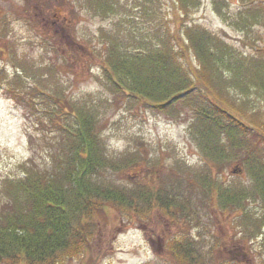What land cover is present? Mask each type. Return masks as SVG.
I'll return each mask as SVG.
<instances>
[{
  "label": "rangeland",
  "instance_id": "rangeland-1",
  "mask_svg": "<svg viewBox=\"0 0 264 264\" xmlns=\"http://www.w3.org/2000/svg\"><path fill=\"white\" fill-rule=\"evenodd\" d=\"M85 197L105 213L57 264H264V0H0V264L56 258Z\"/></svg>",
  "mask_w": 264,
  "mask_h": 264
},
{
  "label": "trees",
  "instance_id": "trees-1",
  "mask_svg": "<svg viewBox=\"0 0 264 264\" xmlns=\"http://www.w3.org/2000/svg\"><path fill=\"white\" fill-rule=\"evenodd\" d=\"M51 29L53 30V28L45 27L43 32L48 35V34H50L48 31H50ZM188 31H189V33H191L189 28L186 29V35L189 38L190 34L188 33ZM53 33L54 34L57 33V30L54 29ZM171 55H172V53H171ZM201 75L202 74H200V76ZM196 76H197V74H196ZM200 76H198V77H200ZM140 83H141V87L144 88V94H146L147 96L158 97V94L156 93V91L160 87V85L157 84V83H159V80L155 79L152 76L150 77L148 75V77L144 79V82H140ZM193 83L194 82H191V80H190L184 84L185 86H178V84L177 85L172 84V85L168 86V87H175V89L173 91H171V94L169 96H166L169 98L164 97L163 98V99H165L164 101L158 100L160 102L156 105H158L159 107H161V106L166 107L169 103L168 100H170L172 98L177 99V97H183V95H186L189 92V89L191 87H193V85H192ZM15 95L18 96L19 93L14 92L13 96L15 97ZM147 96H144V100H146L148 98ZM213 104H214V106H213L212 111L214 112L215 115H218L219 113H217V112H220V114H224L225 117L228 116L232 121L238 122V125L241 126L242 128L245 126L244 123L239 121L233 115L229 114V112L226 113L225 110L220 109L221 108L220 106L216 105L215 103H213ZM212 119H214V118H212ZM89 143L90 142L88 139V142H86L85 145H82L84 147L82 148L83 152H81V153H84V154L87 153V151H88L87 144H89ZM85 198H86L85 208L82 211H80L81 217L76 224L69 223V218L67 216L68 214H63V219H65L67 222L66 231L68 230L71 233L69 234L70 236H69L68 241L64 244L62 243L59 246V250L57 252H55L56 258L58 257V261L54 257L53 251L52 252H46V253L42 254L41 251L38 252V249H34L31 245H29V241L27 239H24V238H21V240L16 241V247H15L16 252H15V254H13V257L14 258L17 257L18 259H22L25 261L27 260L28 261V262L26 261L27 264L28 263L29 264H54V262H55V264H57V263H59L60 260H63L65 257L72 259L75 256L78 257V256H81L83 253H85L88 250L89 240L93 234L94 214L99 213L100 215H102L105 213V210H104L105 206L101 202L99 203L98 202L99 200L88 199V197H85ZM96 198H98V197L96 196ZM56 203L61 205L60 200H58ZM50 205H51V203L49 200H46V199L43 200V202H42V215L43 216L42 217L38 216V221L40 223H46L48 221L49 217H48L47 208H49ZM60 205H58L59 209L62 208ZM51 206H53V205H51ZM60 222H61L60 220H57L55 225H53V224L50 225V224L46 223V227L45 226L42 227L44 229L41 233H43L44 235L51 236L52 239H55L57 237L58 233L61 232V230H62L61 225H59ZM12 229H13L12 232L17 234L15 232V228H12ZM25 233L23 232V234H22L20 232V235L24 236V237H26V236L30 237V235L36 233V228L28 229V231L27 232L25 231ZM24 240H26L28 242L26 243V241H24ZM175 246L177 247L178 245L173 244L170 247H171L172 251H176L177 253H179L177 250L174 249ZM179 246H181V245H179ZM181 249H183V247H181ZM183 252H186L185 255H183V256L187 257L186 254L188 252L184 249L179 254L182 255ZM178 259L179 260L186 259L190 263L194 262L192 258H188V259L187 258H178Z\"/></svg>",
  "mask_w": 264,
  "mask_h": 264
}]
</instances>
